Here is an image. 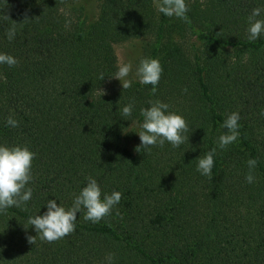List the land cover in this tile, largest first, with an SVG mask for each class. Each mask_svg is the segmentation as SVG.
Wrapping results in <instances>:
<instances>
[{"label": "trees", "instance_id": "obj_1", "mask_svg": "<svg viewBox=\"0 0 264 264\" xmlns=\"http://www.w3.org/2000/svg\"><path fill=\"white\" fill-rule=\"evenodd\" d=\"M89 3L0 0V53L19 62L0 64V145L36 153L32 198L0 213V264H106L109 253L113 264H264V34L248 39L264 0H186L187 21L153 0H100L96 17ZM134 40L140 60L163 68L155 94L139 81L112 87L115 47ZM156 100L188 122L179 147L142 148L141 109ZM233 112L240 136L220 149ZM9 116L19 127L6 126ZM213 148L210 180L197 165ZM249 159L258 161L251 184ZM88 177L103 194L121 192L120 203L98 223L82 209L73 234L42 241L29 218L49 200L70 208Z\"/></svg>", "mask_w": 264, "mask_h": 264}, {"label": "clouds", "instance_id": "obj_2", "mask_svg": "<svg viewBox=\"0 0 264 264\" xmlns=\"http://www.w3.org/2000/svg\"><path fill=\"white\" fill-rule=\"evenodd\" d=\"M155 9L166 17H176L188 20L187 12L189 11L186 0H153ZM264 11L261 8H254L248 17V39L256 40L264 34V19H257ZM5 19H10L7 15ZM16 22L13 21L12 27L7 30L6 36L9 41L16 36ZM18 60L8 54L0 53V64H7L12 67L17 65ZM133 72L131 62L123 63L118 67L114 78L120 80L123 89L132 86L133 79H129ZM163 68L158 59L142 58L135 69L134 78L138 79L143 85H152V93L157 91V85L160 82ZM104 79L103 73L99 77ZM185 91H187L185 89ZM102 95L104 94L101 90ZM150 107L141 109L143 122L139 125L142 129L138 135L142 148L151 150V147H163L165 141L170 143L174 148L179 147L189 137L186 135L189 131V125L186 119L175 112H170V105L159 100L150 101ZM134 108L133 103L122 108V115L130 117ZM239 113L233 112L223 121L221 127L228 131L222 134L218 140V147L226 149L229 144L237 141L240 136L239 132ZM6 126L12 128L19 127V121L9 116ZM137 147L136 151H140ZM216 149L213 148L202 158H198L197 171L208 177L210 180L213 176L214 156ZM36 153L32 152L27 146H6L0 145V213H5L8 208L13 206L20 207L32 198V189L26 185L32 180V162ZM258 161L249 159L247 165L249 172L245 176L247 183H254L256 180L254 173ZM88 183L82 188L78 195H75L73 204L66 209L57 205L55 200L47 202V211L43 215L30 217L28 224L34 226L35 231L42 241L52 243L73 234L76 230L77 214L82 209L86 210L84 219L92 223H98L112 213L113 208L120 203L122 193L113 191L110 195L103 194L102 189L96 179L87 178ZM117 215L119 212L117 211ZM36 237H28L30 244L36 243ZM106 264H113L114 255L109 253L106 258Z\"/></svg>", "mask_w": 264, "mask_h": 264}, {"label": "rangeland", "instance_id": "obj_3", "mask_svg": "<svg viewBox=\"0 0 264 264\" xmlns=\"http://www.w3.org/2000/svg\"><path fill=\"white\" fill-rule=\"evenodd\" d=\"M90 15L91 17H96L99 13V4L100 0H90ZM142 41L134 40V41H128L124 43H120L116 45V55L118 59V66H120L123 63L131 62L133 65V72L130 74L129 79H133L134 82L138 81V79L134 78L135 69L139 65L140 58L142 56ZM112 87L120 88L122 87V84L120 80L114 79V84Z\"/></svg>", "mask_w": 264, "mask_h": 264}]
</instances>
